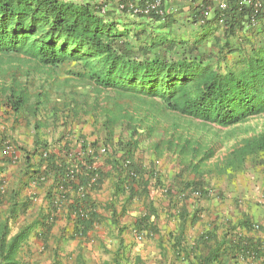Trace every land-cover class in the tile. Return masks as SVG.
<instances>
[{"label":"trees","instance_id":"trees-1","mask_svg":"<svg viewBox=\"0 0 264 264\" xmlns=\"http://www.w3.org/2000/svg\"><path fill=\"white\" fill-rule=\"evenodd\" d=\"M262 1L256 26H250L248 20L251 9L239 6L236 0H227L224 11L218 8L213 11V16L223 27L221 30L214 28V33L219 34L214 43L215 61H224L228 55L238 52L237 59L230 67L225 65L223 70L215 67L214 63H207L199 53L201 42L209 37L212 30L189 43L162 38L153 42L154 39H151V44L158 42L170 48L187 45L188 48L178 59H140L135 57L134 44L128 39L129 35L119 31L115 23L105 21L108 11L102 15V4L95 2L0 0V53L24 55L42 67L51 68L66 60H75L82 69L72 75L92 81L100 89H110L120 95L159 99L181 116L227 128L264 114V43L256 44L253 41L260 36L254 38L249 35L260 27L264 15ZM194 12L192 23L196 24L200 11ZM150 18L159 20L158 15L154 14ZM207 23L205 21L204 25ZM243 31V37L237 36L238 32ZM143 33L132 36L139 40ZM142 41H139L140 46ZM33 99L26 84L19 81H12L7 86L0 84V105L14 116L25 113L27 117H35L39 100L33 103ZM76 105L73 102L68 109L72 119L78 115ZM32 126L38 133L48 124L44 120H35ZM35 137L34 148L23 151L27 165V181L23 186L32 183L39 186L47 178L52 179L46 191L51 212L41 217L40 225L44 232L38 234V238H48L56 219L55 213L64 204L73 215V231L69 239L87 238V234L102 220L92 194L100 191L109 178L113 179L112 200L120 201L123 198L125 205L141 197L148 198L152 173L146 177L140 160L136 158L137 139L119 137L118 141L113 138L87 141L81 137L73 141L62 134L47 142L42 141L38 134ZM6 140V136L0 133V150ZM260 152H264V133L232 152V160L226 166L232 170L241 169L247 157ZM12 157L14 154L5 162L12 163ZM31 160L34 161L32 164ZM98 162H102V165L96 167ZM2 182L1 179L0 185H4ZM183 187L193 191L196 196H206L201 183L196 188L191 183H185ZM3 190L1 186L0 204L7 195ZM20 191L12 188L10 197L18 195ZM16 207L17 203L12 201L9 213L11 223L14 222L11 216ZM8 221L9 217L0 227V264H19L14 258L21 245L31 236L32 227L20 229L7 242L11 224ZM112 223L117 226V219L112 218ZM135 228L137 234L143 235V232L148 234L147 231L154 229V225L148 216H144L135 223ZM118 234H121V230ZM179 238L175 242L177 245L181 242ZM240 239L238 242L243 245L240 249L243 252L250 250L248 241ZM208 240L209 235L200 239L202 244ZM119 241V249L123 250L122 240ZM54 254L57 255L56 252Z\"/></svg>","mask_w":264,"mask_h":264},{"label":"rangeland","instance_id":"rangeland-1","mask_svg":"<svg viewBox=\"0 0 264 264\" xmlns=\"http://www.w3.org/2000/svg\"><path fill=\"white\" fill-rule=\"evenodd\" d=\"M101 4L108 6L109 0ZM107 11L110 14L111 11ZM204 27L199 28L201 33H205ZM129 39L134 44L135 57L140 59H178L188 48L187 45L170 48L158 42L151 44L146 39L140 46L135 37L129 36ZM253 42L264 43V36ZM214 43L212 38L202 41L199 53L215 67L222 70L225 65L230 67L237 55L230 54L224 61H215ZM81 69L75 60H66L51 68L42 67L24 55L0 53V84L7 86L12 81H19L28 86L33 103L39 100L35 117H27L25 113L11 117L9 111L0 105L1 130L9 129L19 132V136H26L35 120H44L48 126L42 132L50 140L61 134L73 141L81 137L87 141L109 138L118 141L119 137L137 139L136 158L140 160L145 176L152 173V179L147 199L141 197L125 205L123 198L113 200L114 203L105 210L111 225L97 226L87 238L79 240L78 248L73 251L58 250L59 253L54 254L55 260L61 264H116L117 261V264H158L155 232L146 238L149 235L146 232L141 235L135 231V223L144 216L149 217L156 231L158 225L161 226L159 235L168 243L165 232L178 226L180 210L186 206L204 209L206 201L216 199L215 203L220 207L224 205L219 201L221 197L227 199L225 207H230L229 210H239L245 197L255 206L264 205L261 204L264 201V152L247 157L241 169L232 170L226 166L232 160V152L264 133V114L222 128L181 116L159 99L100 89L94 82L72 75ZM73 102H76L78 112L75 119L68 111ZM8 116L11 119L5 120L4 117ZM185 183H191L193 188L201 183L206 196L194 195L193 191L183 187ZM112 218L117 219V226L112 223ZM13 229L15 226H10L7 242L13 236ZM120 239L123 250L119 249ZM147 246H152L148 253Z\"/></svg>","mask_w":264,"mask_h":264},{"label":"crops","instance_id":"crops-1","mask_svg":"<svg viewBox=\"0 0 264 264\" xmlns=\"http://www.w3.org/2000/svg\"><path fill=\"white\" fill-rule=\"evenodd\" d=\"M89 1L80 0L77 2L86 3ZM95 1L99 4L104 2V0ZM119 1L121 0H109L107 7L113 6L108 8L111 12L104 18L105 21L115 23L116 28H120L119 31L126 32L129 36L134 33L139 35L144 31L141 36L143 39H141H146L147 42H150L151 39H154L153 42H155L161 38L192 42L204 34L199 29L203 26L206 29L205 33H208V30L213 31L208 38H212L215 42V38L219 34L214 33V28L219 30L223 28L213 14L207 21V25L197 26L192 23V15L195 10L200 11L201 6H209L214 11L217 8L216 0H200L198 5L175 0L165 10L163 16H158L159 20L134 16L128 12H118L115 6ZM259 26H257L259 27L257 30H252L249 35H253L254 38L264 36V15ZM243 33L244 31L238 32L237 36L243 37ZM239 47L241 46L239 45ZM233 54L238 56V52ZM10 115L11 117L14 116L12 113ZM7 118L11 119L10 116L4 117L5 120ZM9 121L12 123V120ZM1 129L2 127H0V133L6 136L7 140L2 144L0 150V180L2 179L4 182V185H0V187H3V191H6L7 195L5 194L6 199L0 204V227L8 217V222L11 223L9 213L12 208V201L17 203L14 214L11 216L14 217V224H10V226H15L12 235L20 229L32 227L31 236L18 249L14 259L19 264H61L55 260L54 252L58 254V250L64 249L73 251L78 248L79 240H81L80 238L69 239L73 231V215H71L66 204L59 206L48 238H38L37 235L44 232L40 225L41 217L51 212L48 208L46 191L51 186L52 179L47 178L39 186L33 185V183L27 187L23 186L27 181L24 149L30 151L34 148L36 134L42 141L51 142L52 139L50 140L44 135L43 128L39 129L37 133L33 126L29 127L26 136L21 134L19 136V132L9 129L3 132ZM13 154V161H10L12 163H6L5 160L11 159ZM32 162L34 161L31 160L30 164ZM101 165L102 162L95 164L96 167ZM12 188L21 191L18 195L10 197ZM113 192V179L109 178L104 182L100 191L92 194V199L96 201L98 213L102 218L100 225H111L105 210L114 203L112 200ZM226 200L221 197L219 201L223 202L224 205L220 207L215 203L216 199H209L206 201V208L204 207V209H197L196 206L192 205L191 209L186 206L184 211L180 210L178 226L165 232L168 234V243L164 242V236L159 235L160 225H158L159 230L157 229V231L155 228L153 231L149 229L150 231H147L149 235H146V238L152 237L153 232L157 235L155 237H157V248L159 249L158 264H264V205L255 206L252 200L245 197L243 203L239 205V210H229L230 207H225ZM261 204H264V201ZM97 226L87 234V237ZM164 227L162 226V228ZM205 235H209V240L206 244H202L200 239ZM56 236L57 238L54 239ZM159 238L161 239L159 240ZM178 238L181 239V242L177 245L176 240ZM239 238L248 241V249L250 250L243 252L240 249L243 245L238 242ZM150 249L152 246H147L146 253Z\"/></svg>","mask_w":264,"mask_h":264},{"label":"built area","instance_id":"built-area-1","mask_svg":"<svg viewBox=\"0 0 264 264\" xmlns=\"http://www.w3.org/2000/svg\"><path fill=\"white\" fill-rule=\"evenodd\" d=\"M175 0H121L115 6L118 12H128L134 16H142L149 18L151 14L163 16L165 10L173 4ZM179 2H186L188 4L198 5L200 0H177ZM237 4L241 7L250 8L252 14L248 19L250 26H256L258 24V16L262 11V0H236ZM216 6L220 11H224L227 8V0H216ZM108 10L107 6H103L101 14H105ZM213 14L211 7H200V14L197 16V26L204 25L205 21H208ZM222 18V17H220ZM220 23H222L219 20ZM103 152V149L101 150Z\"/></svg>","mask_w":264,"mask_h":264}]
</instances>
